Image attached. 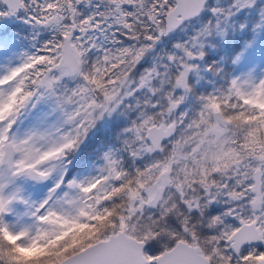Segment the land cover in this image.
<instances>
[{
	"label": "snow or ice",
	"instance_id": "obj_1",
	"mask_svg": "<svg viewBox=\"0 0 264 264\" xmlns=\"http://www.w3.org/2000/svg\"><path fill=\"white\" fill-rule=\"evenodd\" d=\"M0 264H264V0H0Z\"/></svg>",
	"mask_w": 264,
	"mask_h": 264
}]
</instances>
